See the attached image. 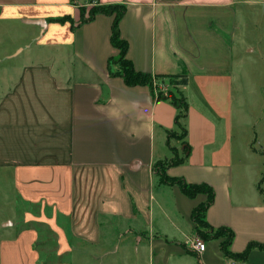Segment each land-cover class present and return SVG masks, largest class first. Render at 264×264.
<instances>
[{"label":"crops","instance_id":"obj_1","mask_svg":"<svg viewBox=\"0 0 264 264\" xmlns=\"http://www.w3.org/2000/svg\"><path fill=\"white\" fill-rule=\"evenodd\" d=\"M99 1L126 6L119 30L135 70L187 74L179 87L188 103L180 142L189 153L183 164L166 167L167 176L213 189L205 218L232 230V253L264 244V162L260 169L249 164L264 150L254 148L256 137H235L244 123L233 97L240 1ZM84 3L0 0V31L18 23L31 40L25 57L5 58L8 68L0 56V174L25 177L26 200L55 204L49 220L70 221L72 239L93 247L76 255L91 263L122 248L124 264L135 254L138 264H231L223 238L202 239L201 253L191 247L199 238L191 214L207 195L190 198L154 174L158 162L173 158L167 131L175 128L176 109L148 86L109 75L108 59L119 54L110 41L113 17L99 14L77 26ZM34 50L55 55L34 57ZM66 240L63 251H70ZM239 261L264 264V250Z\"/></svg>","mask_w":264,"mask_h":264},{"label":"rangeland","instance_id":"obj_2","mask_svg":"<svg viewBox=\"0 0 264 264\" xmlns=\"http://www.w3.org/2000/svg\"><path fill=\"white\" fill-rule=\"evenodd\" d=\"M239 1L235 39L237 85L233 97L236 99L235 104H240L244 123L239 135L235 137L240 143H247L249 139L256 137L254 148L264 150V0ZM92 6L94 2L85 0L81 8H86L88 15L87 9ZM3 29L6 32L0 31V56L3 58L2 67L8 68L9 64H4L5 58L25 57L24 46L31 44V40L24 27L18 23H6ZM33 55L50 57L55 53L34 50ZM153 87L156 95L174 89L165 80H154ZM173 130L178 131L177 128ZM178 135L179 131L170 140V147L175 150L182 144ZM254 158L249 164L254 168H258L260 164L258 169L263 167L264 156ZM21 178V181L15 182L13 174L6 169L0 174V264H124L122 248L114 257L104 256L102 252L92 263L89 256H77V253L89 252L93 247L72 239L69 220H49L53 216L55 204H48L47 201L44 203L43 200H26L20 192V186L25 185V177ZM29 215L34 219H28ZM42 216L48 220H40ZM63 237L67 239L70 251H63ZM139 260L138 254H135V257H131L130 264H138ZM233 261L240 263L238 259Z\"/></svg>","mask_w":264,"mask_h":264},{"label":"trees","instance_id":"obj_3","mask_svg":"<svg viewBox=\"0 0 264 264\" xmlns=\"http://www.w3.org/2000/svg\"><path fill=\"white\" fill-rule=\"evenodd\" d=\"M94 2V6L87 9L88 15H86V8H80V19L77 26L84 23L92 21L97 15H106L113 17V23L111 28L110 41L113 47L119 50V54L116 57H111L108 59V71L111 77H121L127 86H148L151 91H154V80L163 81L165 80L169 84L174 86L173 90H168L167 93H160L156 96L158 100L168 101L175 109L176 115L174 120V127L179 131V139L183 140L187 136V130L182 124V119L187 116L188 113V103L180 92L179 87L187 85L188 79L187 74L181 75H152L149 73H144L135 70L133 63L127 59L126 53L128 49V44L125 40L121 38L119 23L121 18L126 12V6L124 4H101L99 0H89ZM73 4L77 3V0H71ZM69 18L57 19V22L67 21ZM177 131V132H178ZM177 132L173 129L167 131V145L169 146L171 152L173 153V158L167 162H158L154 166V174L159 178L160 183L164 185H177L181 192L186 196L193 198L197 194L203 193L207 195L206 202L198 205L193 209L191 214V219L196 226V233L199 238L208 241L213 239L224 240L220 244L221 251L223 255L230 259H246L248 253L252 249L264 250V244H249L246 250L241 254H234L230 250V245L233 239V232L229 228H213L206 221L205 215L208 208L213 204L214 201V191L207 184H189L183 178H173L167 176L165 170L168 166H176L183 164L189 153V146L187 142H183V148L185 157H180L177 151L170 147V140L177 136Z\"/></svg>","mask_w":264,"mask_h":264},{"label":"built area","instance_id":"obj_4","mask_svg":"<svg viewBox=\"0 0 264 264\" xmlns=\"http://www.w3.org/2000/svg\"><path fill=\"white\" fill-rule=\"evenodd\" d=\"M191 247L197 253H201L205 249V243L202 241V239L196 238L195 240L191 241ZM230 263L237 264L236 261H233V259L230 260Z\"/></svg>","mask_w":264,"mask_h":264}]
</instances>
